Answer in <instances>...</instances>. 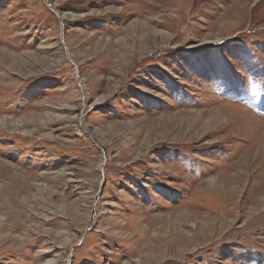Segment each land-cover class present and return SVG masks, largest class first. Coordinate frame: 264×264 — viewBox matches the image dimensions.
<instances>
[{
    "label": "rangeland",
    "instance_id": "rangeland-1",
    "mask_svg": "<svg viewBox=\"0 0 264 264\" xmlns=\"http://www.w3.org/2000/svg\"><path fill=\"white\" fill-rule=\"evenodd\" d=\"M0 264H264V0H0Z\"/></svg>",
    "mask_w": 264,
    "mask_h": 264
},
{
    "label": "bare ground",
    "instance_id": "bare-ground-1",
    "mask_svg": "<svg viewBox=\"0 0 264 264\" xmlns=\"http://www.w3.org/2000/svg\"><path fill=\"white\" fill-rule=\"evenodd\" d=\"M67 43V42H66Z\"/></svg>",
    "mask_w": 264,
    "mask_h": 264
}]
</instances>
